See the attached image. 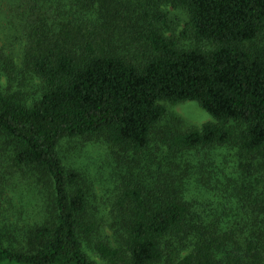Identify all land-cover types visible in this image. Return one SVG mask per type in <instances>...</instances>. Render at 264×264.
Instances as JSON below:
<instances>
[{
  "label": "trees",
  "instance_id": "obj_1",
  "mask_svg": "<svg viewBox=\"0 0 264 264\" xmlns=\"http://www.w3.org/2000/svg\"><path fill=\"white\" fill-rule=\"evenodd\" d=\"M148 1L145 17L167 5L185 11L195 45L181 48L158 25L127 14L121 0H89L104 20L95 22H62L54 5L28 0L23 66L44 89L30 105L14 88L15 74L5 72L0 201L4 184L45 191L48 210L21 231V248L0 241V264H100L84 245L97 231L88 192L59 152L62 142L83 138L106 139L129 170L118 208L123 246L97 242L102 260L264 264V0ZM186 102L199 104L213 121L162 137L164 157L157 161L152 136L167 116L164 104ZM224 149L236 152L240 167L237 178L227 179L239 209L231 219L195 211L185 194L189 168L180 162ZM228 206L235 207L225 201V212Z\"/></svg>",
  "mask_w": 264,
  "mask_h": 264
},
{
  "label": "rangeland",
  "instance_id": "obj_2",
  "mask_svg": "<svg viewBox=\"0 0 264 264\" xmlns=\"http://www.w3.org/2000/svg\"><path fill=\"white\" fill-rule=\"evenodd\" d=\"M47 7L53 5V15L63 21L101 20L93 8H89V0H36ZM28 0H0V88L8 89L9 76L15 74L14 88L22 92L28 104L38 100L44 89L40 79L23 66L24 51L28 43L29 26ZM121 5L129 9L127 14L135 15L134 19L144 17L148 24H156L165 36L176 40L181 48H192L195 45L193 35L187 31L188 14L183 10H175L170 6H162L158 13L144 9L150 7L148 0H121ZM115 7L120 8L116 3ZM102 10L103 5L96 4ZM111 8V7H110ZM120 18V17H119ZM103 20V19H102ZM104 21V20H103ZM121 23L120 20L116 21ZM147 24V25H148ZM204 48L211 49L209 45ZM11 62V64H10ZM9 65V71L6 70ZM4 73V74H1ZM167 116L156 127L152 136V158L160 161L164 157L161 138L178 133H188L199 130L212 122V117L197 103L186 102L179 105L164 104ZM60 155L68 169L77 171L81 176V185L88 192L89 215L95 223L97 231L84 240V245L95 261L109 264L96 255L94 246L105 241L112 248L121 249L124 239L121 238L122 223L119 220V202L122 187L128 179V166L123 164L118 156L119 151L104 138L72 139L62 142ZM146 161V160H145ZM182 166L189 171L185 194L187 200L195 206L197 212H217L236 215L235 193L228 191V178H237L240 171L239 158L234 150H217L202 153H190L180 160ZM145 174L143 169H137L136 175ZM2 183L0 184V186ZM4 195L0 201V241L8 247L21 248L19 236L21 231L29 230L46 212V195L34 192L28 188L16 191L4 184ZM230 201L235 207L228 206L224 210V202ZM121 223V225L119 224ZM24 228V229H23ZM24 232V231H23Z\"/></svg>",
  "mask_w": 264,
  "mask_h": 264
}]
</instances>
